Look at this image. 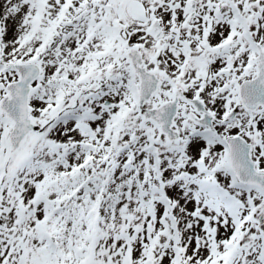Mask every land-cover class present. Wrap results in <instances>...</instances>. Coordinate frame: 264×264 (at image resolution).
<instances>
[{
  "label": "snow or ice",
  "instance_id": "snow-or-ice-1",
  "mask_svg": "<svg viewBox=\"0 0 264 264\" xmlns=\"http://www.w3.org/2000/svg\"><path fill=\"white\" fill-rule=\"evenodd\" d=\"M0 264H264V0H0Z\"/></svg>",
  "mask_w": 264,
  "mask_h": 264
}]
</instances>
